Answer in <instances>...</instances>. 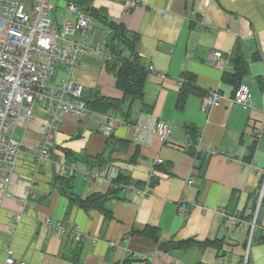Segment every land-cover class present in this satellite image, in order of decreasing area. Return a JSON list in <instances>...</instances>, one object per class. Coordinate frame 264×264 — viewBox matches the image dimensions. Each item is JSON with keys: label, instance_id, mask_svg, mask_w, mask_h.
<instances>
[{"label": "crops", "instance_id": "crops-1", "mask_svg": "<svg viewBox=\"0 0 264 264\" xmlns=\"http://www.w3.org/2000/svg\"><path fill=\"white\" fill-rule=\"evenodd\" d=\"M70 1L52 0L58 22L72 13L66 8ZM91 3L98 14L139 34L136 52L156 70L145 66L143 99L131 102L105 59L96 54L80 57L75 76L84 84L86 95L91 100L108 97L122 103L119 108L108 106L105 113L92 109L84 118L64 113L54 135L56 150L38 168L45 115L36 112L28 128L15 131L24 147L0 205V264L8 247L17 259L30 264H121L128 258L137 260L135 264L142 260L149 264H264V239L259 240L264 230V198L249 244L264 181V137L258 138L264 131V0ZM238 61L245 69L242 82L250 87L251 105L231 100L240 81L233 77ZM186 73L198 90L189 94L184 108H178ZM214 89L223 98L220 105L206 109L203 97ZM130 105L131 116L125 119ZM142 113L171 122L170 143L156 136L147 142L146 134L144 140L137 139ZM104 115L124 121L110 137L101 130ZM199 137L202 149L218 151L201 165L189 147ZM159 158L162 163L157 162ZM113 172L139 188L148 186L149 192L120 189L105 206L112 213L108 220L97 208L71 204L56 181L57 177L69 179L68 191L83 200L112 190L108 174ZM29 184L34 193L27 195ZM182 199L188 205L186 216L178 214ZM21 212L17 224L15 215ZM233 216L241 219L236 225ZM46 217L77 229L83 240L47 231L42 225ZM154 227L159 242L154 240ZM182 240L188 244L170 253L159 249L160 242Z\"/></svg>", "mask_w": 264, "mask_h": 264}, {"label": "built area", "instance_id": "built-area-1", "mask_svg": "<svg viewBox=\"0 0 264 264\" xmlns=\"http://www.w3.org/2000/svg\"><path fill=\"white\" fill-rule=\"evenodd\" d=\"M48 2V0H46ZM42 0H0V205L6 195V187L11 180L17 159L23 150V142L15 136L17 129H26L34 121L36 112L45 115L43 123L44 136L37 152V168L45 160H51L55 151L54 135L58 130L62 115L72 113L84 118L93 113L84 99L85 86L76 80V68L79 57L87 52L95 53L102 59H111L107 51L111 30L98 22L86 7L80 9L74 3H69L68 10L75 14V20L64 18L58 22L55 7H47L49 16L42 15ZM48 19L45 27L43 20ZM56 36V37H55ZM69 46H74L70 49ZM215 55H220L215 52ZM150 71H155L154 65L146 64ZM63 72V75H61ZM162 76L165 77L164 74ZM182 84L185 78L181 79ZM223 94L219 89L209 90L203 97V107L210 109L221 103ZM231 100L242 105H251L250 87L240 84L234 91ZM101 130L105 136H110L116 125L124 121L118 116L104 115ZM140 130L137 139L142 141L147 135L158 137L162 143H170L173 126L170 121L160 119L153 114L142 113L137 122ZM264 137V131L258 133V138ZM196 154L203 159L218 154L215 149H202L200 137L195 143ZM55 162V161H53ZM158 163L163 159L159 158ZM198 162V161H197ZM117 173L108 174L113 188L135 191L147 194L149 187L142 189L133 183L118 180ZM191 179L189 183H192ZM33 194V184L26 191ZM260 200L264 197V181L260 189ZM28 203L27 196L22 204ZM260 204V203H259ZM259 207L254 211L251 221V238L259 213ZM188 205L182 199L178 205V214L186 216ZM24 212V210H23ZM22 212L15 215L18 224ZM241 221L233 216L232 224ZM42 225L47 231L62 236L73 234L78 241L83 240L80 231L68 227L60 220L46 217ZM114 245V242H112ZM3 264H30L17 259L12 247H8Z\"/></svg>", "mask_w": 264, "mask_h": 264}, {"label": "trees", "instance_id": "trees-1", "mask_svg": "<svg viewBox=\"0 0 264 264\" xmlns=\"http://www.w3.org/2000/svg\"><path fill=\"white\" fill-rule=\"evenodd\" d=\"M69 3H74L77 5L80 9L86 7L90 14H92L95 19H99L102 25H104V28H108L111 30L112 34L109 37V43L107 44V51L112 55V58L106 59L107 66L109 69L114 70L117 76V85L123 89L125 96L130 99L131 102H134L136 100H142L144 95V84L147 78L148 70L145 67V63L142 61V58L138 55L136 52V45L139 42L140 36L138 33L129 32L126 27L122 24H116L115 22H112L108 20L106 17H103L102 15L98 14L97 10L94 9V6L91 3V0H78V1H70ZM98 21V20H97ZM99 22V21H98ZM242 62V61H241ZM240 61L236 62V71L233 74L234 79H239L237 86H239L242 83V79L245 75V69L242 67V64ZM241 65V66H240ZM225 76H228V73H225ZM185 77L188 78V81L183 83L181 86V90L178 94L177 100H176V106L178 108H184V105L186 103L187 97L190 93L194 92L195 90H198L193 84L194 78L188 73L185 74ZM84 99L87 101L88 106L100 113H105L108 109V106H115L117 108L120 107V103L122 101L120 100H113L108 97H96L95 99L91 100L87 95L86 91L84 92ZM131 105L127 109L126 113L124 114L125 119H128V117L131 116ZM190 132L194 134L193 137H196L197 133L194 132V128L190 125L187 126ZM196 139V138H194ZM195 143L196 141H193V143L189 146L190 153L193 154V157L198 161V163L201 165L203 161V157L199 154H196L195 149ZM67 154L70 153L67 151ZM97 159H102V156L97 157ZM59 180V181H58ZM119 181H123L121 177H118ZM56 181H58V185L66 196L70 198L71 204H78L79 206L83 207L86 210L97 208L103 212H105L107 220L112 217V213L110 210L106 209V204L117 197V192L120 189L113 188L106 194H94L89 196L86 199H80L78 197L72 196L71 192H69L70 188V180L60 177L56 178ZM125 182V181H124ZM154 230L156 232V235H154V240L156 242H159V235L157 234V228L154 227ZM263 236L259 238V240L264 239V230L262 231ZM188 244V241L182 240V241H163L159 243V249L163 250L164 252L170 253L172 250L181 248ZM80 246L78 247V249ZM78 258V254L74 256V259L76 260ZM137 260L133 259H125L121 264H135ZM139 262H146L149 264V262L142 260Z\"/></svg>", "mask_w": 264, "mask_h": 264}, {"label": "rangeland", "instance_id": "rangeland-1", "mask_svg": "<svg viewBox=\"0 0 264 264\" xmlns=\"http://www.w3.org/2000/svg\"><path fill=\"white\" fill-rule=\"evenodd\" d=\"M42 1H46V0H42ZM50 6H53V7H55V9H56V6H55V4L52 2V0H48V2L46 1V4H44L43 5V8H42V15L43 16H49V12L46 10L47 9V7H50ZM68 7H70V5H69V2H68V4H67V6H66V8H67V10H68ZM69 11V10H68ZM52 15H55V12L54 13H52ZM68 17H69V19L71 18L72 20H74V18H75V14L74 13H68ZM43 23H44V26L45 27H47V26H49V21H48V19H45L44 18V20H43ZM120 24H123V23H120ZM56 37V36H55ZM69 48L70 49H74L75 47L74 46H69ZM87 54H89L88 52H87ZM90 54H95V53H90ZM84 55H86V54H83V55H81L80 57H82V56H84ZM79 57V58H80ZM79 60V59H78ZM76 62H78V61H76ZM61 75H63V72H61ZM242 83H244V82H242ZM241 83V84H242ZM123 120V119H122ZM260 198V194L258 195V205H260L259 203H261L262 202V200H260L259 199ZM257 205V206H258ZM257 209V208H256ZM74 230H77V229H74ZM115 244V243H114Z\"/></svg>", "mask_w": 264, "mask_h": 264}]
</instances>
